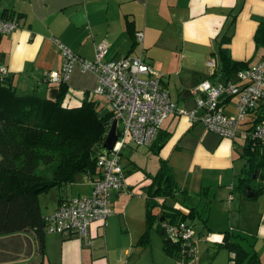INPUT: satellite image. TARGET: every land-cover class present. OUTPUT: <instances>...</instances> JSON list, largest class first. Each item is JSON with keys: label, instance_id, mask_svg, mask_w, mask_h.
Listing matches in <instances>:
<instances>
[{"label": "crops", "instance_id": "obj_1", "mask_svg": "<svg viewBox=\"0 0 264 264\" xmlns=\"http://www.w3.org/2000/svg\"><path fill=\"white\" fill-rule=\"evenodd\" d=\"M0 18L18 23L13 31L0 34V67L6 68L16 88L44 85L49 96L53 85L43 80V72H58L62 65L52 38L88 60L104 41L109 46L108 59L140 56L152 67L173 66L175 74L162 79L161 86L179 108L187 110L195 107L198 93L191 89L201 80H226L216 71L212 75L208 65L209 60L218 65L216 52L224 38H229L222 46L232 60L252 65L264 58V45L255 43L257 27L264 22V0H0ZM136 32H142L141 40ZM94 84L93 74L75 67L67 81V94L74 91L87 96ZM235 102V97L224 98V112L235 114ZM250 120L248 114L232 139L220 137L185 115L171 114L161 126L169 135L158 154L150 145L144 146L158 158V167L164 159L172 171L176 201L169 198L167 203L187 212L191 209L195 219L205 220L201 230L196 228L198 255L193 260L167 255L162 238L154 239L152 231L149 244L138 245L146 228L145 198L144 204L129 198L126 178L125 187L111 194L113 214L106 224L92 222L88 239L45 233L40 244L33 233L10 234L0 240L4 243L0 264H235L234 252L216 247L225 232L246 252L240 264H264V192L249 198L253 192L237 188L248 165L243 154L249 147ZM142 171V178L131 180L141 184V189L149 183L145 172L154 173ZM86 176L89 190L82 195L90 194L93 186ZM65 194L57 189L54 205L42 214H51L60 197H69ZM116 225L121 232L115 231Z\"/></svg>", "mask_w": 264, "mask_h": 264}, {"label": "trees", "instance_id": "obj_2", "mask_svg": "<svg viewBox=\"0 0 264 264\" xmlns=\"http://www.w3.org/2000/svg\"><path fill=\"white\" fill-rule=\"evenodd\" d=\"M227 41L229 38H224L216 52L218 65H214L212 75L216 71L230 80L238 70L250 65L231 59L228 49L222 46V42ZM255 43L257 47L264 45V22L257 27ZM53 87L58 89L55 98L40 96L36 91L19 93L11 78L0 74V235L33 233L40 244L46 233L47 216L42 214L41 195L53 188L62 189L79 173L94 180L99 173L97 155L104 148L106 124L112 114L108 104L107 109L102 110L87 96L79 106L64 105L62 98L67 94V84L59 83ZM248 114L251 115V126L247 132L264 122V103H259ZM168 133L159 129L149 146L154 154H158ZM262 148L264 143L249 140V147L243 154L248 165L237 188H248L253 192L249 198L264 192ZM40 164H54V167L49 175H43L37 173ZM253 173L256 184H252ZM145 178L149 180L142 188L146 228L137 243L141 247L147 246L150 232L155 230L163 240L165 253L180 261L185 245L182 241L170 240L162 224L185 221L195 228V214L191 209L187 212L167 203V199L176 196L177 184L166 160L160 159L156 172H145ZM69 198L60 197L59 202ZM201 223L204 226L205 220L201 219ZM216 247L234 252L235 264L246 258V252L231 240L228 232Z\"/></svg>", "mask_w": 264, "mask_h": 264}, {"label": "built area", "instance_id": "obj_3", "mask_svg": "<svg viewBox=\"0 0 264 264\" xmlns=\"http://www.w3.org/2000/svg\"><path fill=\"white\" fill-rule=\"evenodd\" d=\"M18 27L14 19L0 18V34ZM142 39V32H136ZM58 46L62 65L58 72L44 70L43 80L50 85L67 81L75 69L90 71L97 78L94 93L102 95L112 114L106 124V135L116 120L117 138L111 148H102L97 155L98 175L92 180L90 194L71 197L45 217L44 232L60 233L66 236L78 234L88 239V227L92 222L106 224L113 214L111 194L125 187V170L121 163L123 148L128 138L135 146H148L155 139L159 129L171 114H181L191 122H201L207 130L220 137L235 138L241 124L250 110L264 103V58L235 73V78L212 82L201 80L191 89L195 107L191 110L179 108L170 98L169 92L161 86L163 75L140 56H122L108 59L109 46L102 41L96 45L92 60L85 59L52 38ZM208 65L213 72L214 61ZM0 74H7L4 66ZM235 97L236 112H224L222 100ZM249 140L264 143V122L247 132ZM170 240L182 241L185 245L182 259L193 260L197 250L196 229L185 221L176 224H162Z\"/></svg>", "mask_w": 264, "mask_h": 264}, {"label": "rangeland", "instance_id": "obj_4", "mask_svg": "<svg viewBox=\"0 0 264 264\" xmlns=\"http://www.w3.org/2000/svg\"><path fill=\"white\" fill-rule=\"evenodd\" d=\"M153 67L156 71H158L159 73H161L163 75L162 79L165 81L175 74V72H174L175 70H173V68H171L173 66L156 65ZM76 68L79 71H81L79 67H76ZM86 72L93 74L90 71H86ZM94 78H95V84L92 88H90V93L87 94V97H88V99L96 102L97 106L100 109L102 108V110H106L107 109V102H106L105 98L100 94L94 93V90L97 86V78L95 75H94ZM12 85L15 87L14 84H12ZM17 87L18 88L15 87V89L19 93L25 92L26 90L28 91V89H31L34 87L38 90V91L36 90L38 95H40V96L48 95L49 96V93H47L48 91L44 85H38V86L34 85V86H30V88H28V86H27V88H26V86L25 87L17 86ZM172 87H173V89H175L174 84H172ZM171 95L173 96V94H171ZM84 97H85V95L83 92L77 93V92L73 91V92H70L69 94H66L62 98V103L64 105H67L70 107H76V106H79L81 104ZM127 144H128L127 145L128 147H125L122 150L121 163H122L123 167L128 170V173H127L125 179L127 178L129 180V183H130L129 198H133L135 203L140 204V200H141V202L144 201L143 200V197H144L143 189L140 188L141 184L137 185V183L132 182L131 180H133L134 178H138V177L142 178V176H143L142 170L154 172L158 167V158L155 155L151 154V152L147 151L148 149L146 147L135 146L129 138H128ZM134 164H136V166ZM53 167H54V164H50V165L40 164V166L37 169V173L43 174V175H49L51 173ZM251 176H252V184H256L257 179H255V177H254L255 173H253ZM86 177L87 176L84 173L77 174L72 183L67 184L62 188V192H66L65 195H68L69 197L81 196L82 194H84L85 192H87L89 190V184L86 183V181H85V179L87 180ZM144 183H145V181H144ZM55 192H57V189L53 188V189H50L48 192L44 193L43 195H41L40 204H41L42 212L50 211V208L54 205L55 201H54L53 196H54ZM174 201H176V200L172 198L171 202L173 203ZM143 204H144V202H143ZM193 221H194L193 223L195 224V228H198L201 230L202 229L201 221L198 218L194 219ZM115 228H116L115 231L118 230L121 232L122 228L120 225H116ZM151 235L156 240H159V238H161L160 235L155 230H152ZM4 236H7V235H0V240ZM29 237H30V235H29ZM3 244L4 243L2 241H0V245H3ZM200 245L202 246V243ZM203 245H204V243H203ZM196 255H198V243H197V250H196L195 256ZM188 260H190V259H188Z\"/></svg>", "mask_w": 264, "mask_h": 264}, {"label": "water", "instance_id": "obj_5", "mask_svg": "<svg viewBox=\"0 0 264 264\" xmlns=\"http://www.w3.org/2000/svg\"><path fill=\"white\" fill-rule=\"evenodd\" d=\"M57 91H58V89L56 87H53L52 89H50V97L55 98L57 95ZM116 138H117L116 120H114L112 122V125H111V127H110V129L106 135L104 142H103V147L108 148V149L111 148L113 143L115 142Z\"/></svg>", "mask_w": 264, "mask_h": 264}]
</instances>
